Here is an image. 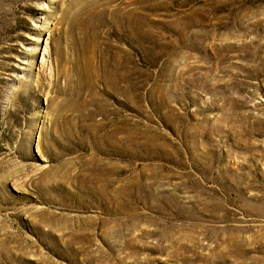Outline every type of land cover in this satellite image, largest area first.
<instances>
[{
	"label": "rangeland",
	"instance_id": "rangeland-1",
	"mask_svg": "<svg viewBox=\"0 0 264 264\" xmlns=\"http://www.w3.org/2000/svg\"><path fill=\"white\" fill-rule=\"evenodd\" d=\"M0 264H264V0H0Z\"/></svg>",
	"mask_w": 264,
	"mask_h": 264
}]
</instances>
